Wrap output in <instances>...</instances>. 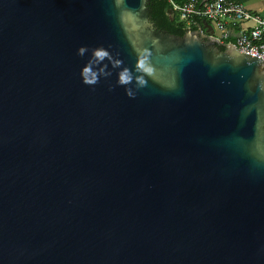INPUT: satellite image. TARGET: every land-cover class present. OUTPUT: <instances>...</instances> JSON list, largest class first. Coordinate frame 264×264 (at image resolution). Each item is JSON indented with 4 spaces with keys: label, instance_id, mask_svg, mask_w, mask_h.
Returning a JSON list of instances; mask_svg holds the SVG:
<instances>
[{
    "label": "water",
    "instance_id": "obj_1",
    "mask_svg": "<svg viewBox=\"0 0 264 264\" xmlns=\"http://www.w3.org/2000/svg\"><path fill=\"white\" fill-rule=\"evenodd\" d=\"M0 264H264V60L148 0H0Z\"/></svg>",
    "mask_w": 264,
    "mask_h": 264
},
{
    "label": "built area",
    "instance_id": "obj_2",
    "mask_svg": "<svg viewBox=\"0 0 264 264\" xmlns=\"http://www.w3.org/2000/svg\"><path fill=\"white\" fill-rule=\"evenodd\" d=\"M174 10L190 25L196 17L210 19L222 31L218 35L221 41L229 38V25L252 21L248 29H243L234 39L235 45L242 51L264 60V14L250 11L241 0H185L183 3L170 0Z\"/></svg>",
    "mask_w": 264,
    "mask_h": 264
},
{
    "label": "trees",
    "instance_id": "obj_3",
    "mask_svg": "<svg viewBox=\"0 0 264 264\" xmlns=\"http://www.w3.org/2000/svg\"><path fill=\"white\" fill-rule=\"evenodd\" d=\"M174 1L178 3H183L185 0ZM148 4L151 9V20L157 27L181 35L184 34V32L189 27L187 21L181 18L178 11L174 10L170 0H148ZM173 12H175L174 19H172L171 17V14ZM203 19H205V17L194 18V22L190 25V27L196 28L197 24ZM227 41H234V38L229 37L227 38ZM221 48H225V46L221 45Z\"/></svg>",
    "mask_w": 264,
    "mask_h": 264
},
{
    "label": "crops",
    "instance_id": "obj_4",
    "mask_svg": "<svg viewBox=\"0 0 264 264\" xmlns=\"http://www.w3.org/2000/svg\"><path fill=\"white\" fill-rule=\"evenodd\" d=\"M184 1V0H183ZM245 6L252 12L258 14H264V0H241ZM252 21H245L235 25H229V37L236 38V36L241 32L243 29H248L252 26ZM218 29V28H217ZM218 35H221L222 31L218 29Z\"/></svg>",
    "mask_w": 264,
    "mask_h": 264
},
{
    "label": "clouds",
    "instance_id": "obj_5",
    "mask_svg": "<svg viewBox=\"0 0 264 264\" xmlns=\"http://www.w3.org/2000/svg\"><path fill=\"white\" fill-rule=\"evenodd\" d=\"M83 50H84L83 48L80 49V51H83ZM97 54L102 55V53H100V52H97Z\"/></svg>",
    "mask_w": 264,
    "mask_h": 264
},
{
    "label": "rangeland",
    "instance_id": "obj_6",
    "mask_svg": "<svg viewBox=\"0 0 264 264\" xmlns=\"http://www.w3.org/2000/svg\"><path fill=\"white\" fill-rule=\"evenodd\" d=\"M218 31H219V30L217 29V34H218Z\"/></svg>",
    "mask_w": 264,
    "mask_h": 264
}]
</instances>
